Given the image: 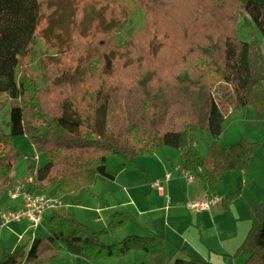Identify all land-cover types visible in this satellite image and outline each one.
I'll use <instances>...</instances> for the list:
<instances>
[{"label":"trees","instance_id":"16d2710c","mask_svg":"<svg viewBox=\"0 0 264 264\" xmlns=\"http://www.w3.org/2000/svg\"><path fill=\"white\" fill-rule=\"evenodd\" d=\"M190 1L139 0L147 9L145 19L150 13L170 19L173 12L183 18L193 11ZM211 1L218 4L221 19L202 25L203 32L193 37L196 42L182 55L183 65L173 74V80L169 82L156 71L138 75L135 83L141 93L130 96L137 98L141 94L138 103L144 113H133L131 109L119 113L115 101L105 96L106 81L118 77L121 71L113 61L110 39L104 41L109 50L105 47L99 55L94 45L86 48L89 56L82 82L75 84L74 91H79L80 98L67 97L52 103V111L47 110L52 96L23 60L41 18V0H0V94L12 102L9 133L0 129V204L7 192L18 185L42 193L55 189L65 201L76 191L90 192L100 181L115 180L116 173L106 167L110 155L117 156L120 165L127 167L138 157L176 149L181 154L179 169L203 183L208 197L217 196L224 174L246 169L259 142L242 137L229 147L219 144L230 113L222 101L231 97L234 111L252 108L255 118L264 125V57L260 40L242 41L236 33L243 19V27L257 28L264 38V0ZM157 76L159 79L150 83ZM48 80L47 77L45 85ZM94 82H100L99 87L87 89ZM220 83L222 88H218ZM217 88L221 92L218 99L214 93ZM201 133L211 137L205 155L196 144ZM16 136H26L46 158L42 166L37 165L35 157L29 158L28 175L21 180H12L3 173L12 169L20 155L12 142ZM237 196L232 193L223 197L224 208ZM65 206L49 210L46 238H35L17 250L5 252L0 255V264H48L63 253L96 264L101 258H120L132 251H143L148 258V263L138 264H210L190 257L170 258L166 238L157 232L131 234L118 240L117 232L132 217L127 211L115 210L105 228L94 230ZM249 215L251 227L235 256L247 255L246 264H264V200L250 208ZM104 237L110 242H104Z\"/></svg>","mask_w":264,"mask_h":264},{"label":"rangeland","instance_id":"374dc122","mask_svg":"<svg viewBox=\"0 0 264 264\" xmlns=\"http://www.w3.org/2000/svg\"><path fill=\"white\" fill-rule=\"evenodd\" d=\"M41 5V18L36 34L23 60L28 65V70L36 76L40 86L45 88V92L52 96V102L49 101L48 105H46V109L51 111L53 109L52 103L56 104V102L67 97L80 98L79 91H74L76 88L75 84L82 82L84 64L89 56L88 49L86 48L90 44L94 45L96 49H99V55L105 47L109 50V44L104 41L110 39L113 45V61L121 71L118 77L106 81L107 92L105 96L109 97L111 101H115L120 111L119 113H123V111L127 112L128 109H131L133 113H144L138 103L141 94H138L137 98L130 96L137 92L141 93L135 83L136 77L140 74L156 71L157 75L161 72L162 76L164 77L165 75L169 82L172 81L173 74L183 65V61L181 60L182 55L188 49H191L193 43L196 42V38L193 37L203 32L202 25L207 26L208 24L210 25L211 21H219L221 19L218 17L219 13H217L220 10L217 8L218 4L213 3L211 0H191L190 7L193 11L190 10L189 15H185L182 18L173 12V16L170 14V19L163 17L162 14L157 15V13L156 15L155 13H150L149 18L145 19L144 12L147 9L140 4L139 0H41ZM242 25L243 19L240 20V23L236 27L238 37L246 42L258 38L264 57V38L258 29H250ZM135 34L136 37L133 38ZM123 70L126 72H123ZM45 73L49 78L48 85H45V79H47ZM158 79L159 76L150 83ZM93 85L92 87L88 86L87 89L94 91V89L99 87L100 82H94ZM222 85L223 83H220L218 88H222ZM129 88L131 92H129ZM218 88L214 90L217 99L218 94L221 93L218 92ZM84 91L86 90L84 89ZM131 98L132 100H129ZM128 102L130 103L127 104ZM222 104L227 108L226 111H230L229 116L232 113L234 114L224 122L223 140L221 139L220 145H231L227 144L228 139L235 140L234 143L237 142L240 137L238 139L235 137L239 135L240 131H244V128L248 129V138L256 141L261 140V137L257 134V130L254 129L252 131L250 129L255 128L254 110L252 108H245L241 112L232 110L234 101L231 97L230 99H223ZM130 105L132 108H128ZM11 106L12 102L5 94H0V129L6 134L9 133L7 123L9 121ZM243 113H246L249 119L247 123L245 121L246 125L244 126L236 122L239 120L238 116ZM210 138L208 133H201L197 137L196 144L198 145V150L203 155L206 154ZM12 142L14 147L19 150L20 155L14 162L12 169L9 172H3L10 179L21 180L27 177L28 159L31 157H35L38 166H42L46 162L45 156L37 151V147L35 148L26 136L13 137ZM166 149L174 151L171 153H175L176 151L172 148ZM166 149L158 151V154L164 155L165 152L163 151H167ZM171 158L172 156L170 157V161ZM137 160H140V158ZM170 161L167 162L168 165ZM173 162L176 161L173 160ZM136 165V163L132 164L130 166L131 169H137L140 163L138 162V165ZM169 166L171 167V165ZM106 167L109 172L117 174V170L120 168L118 157L110 155L107 158ZM137 171L139 174L133 176L134 180L145 178L142 172ZM237 175L242 174L237 173ZM241 177L238 176V178L233 179L229 173L224 174L220 181L218 196L222 199L226 194H232L236 189L228 191L227 186L229 182L234 181L239 185ZM240 182H242V179ZM122 184H127V177L123 175L116 182L110 180L106 184L102 181L98 182L93 186L92 191L90 189V192L83 190L76 191L72 194L76 195L73 201L69 204L66 201V204H68L67 210L70 213L69 209L73 211L84 207L89 211L86 214L97 221V224H90L95 230H100L108 224L107 222H109L108 220L113 211L117 209L129 211L132 213V217L128 224L118 231L117 239L121 240L131 234L145 235L147 232L140 225L144 221L141 220L140 222L136 220V209L132 206H118V203L129 202L128 195H130V191L122 192ZM120 190L121 192H119ZM237 190L239 194L242 192L241 183ZM32 191L43 192L34 188ZM143 191L136 189L133 192V195H135L133 198H136L138 203L141 199L145 200ZM47 193L53 194L56 191L52 189L47 191ZM151 194H153L155 200V194L153 192ZM6 195L3 200L5 203H9L7 202L9 200ZM56 195H59L58 192ZM262 200H264V197ZM164 202H160L162 211L159 212V216L161 217L165 214ZM2 205L3 201L0 207ZM232 207V213H227L222 219V223L226 224V228L229 230L227 235L243 233L244 237L242 238H246L251 227V222L246 219L234 221L237 218L238 212L243 209L242 202L238 204L234 203ZM174 214L178 215L174 219L180 223L181 230L185 228L190 229L189 238L193 243H188L186 246L181 247L182 244L179 243L178 239H169L166 251L170 258L192 257L208 261L211 264H246L247 255L235 256V252L239 248L238 246L244 240L237 242L228 241L227 243L226 237H217L213 231L209 235H204L200 229L192 226L186 210H183L182 213L175 211ZM99 216L102 218V221L98 219ZM48 219L49 213L47 212L43 222L37 227L29 225L26 221H21L20 223L13 222L5 226L0 232V255H3L7 251L21 248L25 244L30 243L32 238H46L49 229ZM103 241L109 243L110 239L104 237ZM223 243L226 245L223 246ZM140 262L148 263V258L143 251H132L120 258L104 257L97 260L96 264H138ZM48 264H87V262L83 258L63 253L60 259L53 260Z\"/></svg>","mask_w":264,"mask_h":264},{"label":"crops","instance_id":"0c3cea01","mask_svg":"<svg viewBox=\"0 0 264 264\" xmlns=\"http://www.w3.org/2000/svg\"><path fill=\"white\" fill-rule=\"evenodd\" d=\"M233 114L234 113H232L230 116H228L227 119L232 117ZM253 116L255 119V128H250V127L249 128L252 129V131L254 129H256L257 134L261 137V140L256 141V140H251L250 138H248V134H247L248 129L246 130L245 128H244V131H240L239 135L235 137L236 139H238L239 137H240L239 139H241L242 137H245L249 141L259 142V144L256 147V149L254 150L252 157H251L249 164H248L246 169H244L243 171H236L233 173H229L231 178H233V179L238 178V176H242L241 177L242 182H240L241 179L239 180V185L241 183L242 192L240 194L238 193L237 189H238L239 185H237L234 181L229 182V184L227 186L228 191H232V190L236 189L233 193H237L238 197L236 200L232 201L229 204V207L227 209L224 208L222 202L216 206L211 207V211L209 214L208 213H197V212L191 211L187 208L186 204L188 202L194 201L198 198L205 197L206 192H205L204 184L201 183L200 181L193 180L191 182H188L184 178H181L179 176L177 169L179 168V165H180L181 154L176 149H175L176 150L175 153H171L174 151L166 149L167 151H163L165 153L162 156L159 155L158 152H156L152 156L138 157L137 159L140 158V160L136 159L135 163L138 165V162H139L140 166L138 165L137 169H131V167H130L131 165H129L127 167H122L120 165L119 170H117L116 178H115V180H113V182H116L117 180H119L122 175L126 176L127 177V184H122L121 189H122V192H129L130 191L129 192L130 195H128L129 202H124V203L122 202L120 204L118 203V206L120 205V206H132V207H134V209H136V211H137V215H136L137 219L136 220H138L140 222H141V220L144 221V222H141V224L140 223L139 224L142 227H144L145 231L147 232L145 235H149L152 232H157L166 238V245H167L169 239H171V238L178 239L179 243L182 244L181 247H184V245L186 246V244H188V243L189 244L193 243L190 241V238H189V234L191 232L190 229L185 228V229L181 230L180 223L174 219V217H176V218L178 217L177 214H174L175 211L182 213L183 210H186L192 226H195L198 229H200L202 234L204 233V235H206V234L209 235L211 233V231H213V233L217 237H221V238L226 237L227 243H228V241L229 242L243 241L245 239V238H242V237H244L243 233H240V234L239 233L238 234L232 233L230 235H227V233H229V230L226 228L227 225L222 223V219H223V217L226 216L227 213H232V211H233L232 206L234 205V203L238 204V203L242 202L243 209H241L238 212V215L236 216L237 218L234 221H243L244 219L250 221V215H249L250 208H255L258 205V202L263 201L262 199L264 197V134H262V133H264V125L255 118L254 113H253ZM238 119L239 120L236 122H238L239 124H242L243 126L246 125L247 121L249 120L246 113H243L242 115L238 116ZM240 120H242L241 121L242 123L240 122ZM245 121H246V123H245ZM223 133H224V131H223ZM222 138H223V134L220 137L219 144H220V141ZM210 140H211V138H210ZM234 141L228 139V142L227 141L226 142H227V144L229 143L232 145V144H234ZM227 144H225V145H227ZM231 145H229V146H231ZM229 146H223V147H229ZM171 156H172V158L170 161ZM173 160L176 162H173ZM168 161H170L169 165H171V167L167 164ZM137 170L142 172L143 175L145 176V178L143 177L140 180H138V179L134 180L133 176H135V174H139ZM172 171H173V173H172L173 178L168 182L164 181V176H165L166 172H172ZM237 173L242 174V175H237ZM155 180H161L162 181V186L164 188V192L162 194H160L156 189H154L150 186L151 183H153ZM107 181L108 180H105L102 182H104V184H106ZM219 186H220V182L218 184L217 196L219 193ZM93 188L94 187H91V191ZM136 189L144 190L143 196L145 195V200L141 199L139 203H138L136 198H133V197H135V195H133V192L136 191ZM119 192H121V190ZM151 192H153L155 194V196H156L155 200H154L153 194H151ZM228 195L229 194H226V196H228ZM74 196L76 197V195L69 196V199L67 200L68 204L71 201H73V199L75 198ZM96 196L99 197L98 195H96ZM99 198H101V197H99ZM7 199L9 200V201H7L9 203H5V201L2 200L3 205L0 207V224H1V220H2V218H1L2 214L5 211L11 210V209L15 210L20 205V200L19 201H12V199H10L8 196H7ZM163 201H165L164 202L165 203V205H164L165 214L161 217V216H159V212L162 211V208L160 207V202H163ZM68 204H66V206H65L66 208H68ZM69 210H70V213L74 214L82 223H84L88 226H90L91 223L97 224L96 220L92 219L91 217H89L86 214V212H89V211L86 210L84 207H80L78 210H73V211L71 209H69ZM47 212L49 213V211H47ZM127 212H129V211H127ZM46 213H45V215H46ZM129 213L132 215L131 212H129ZM45 215H44V218H45ZM44 218H43V220H44ZM98 219L102 221V218L100 216L98 217ZM43 220H42V222H43ZM48 220H50V214H49ZM22 221H25V220H22ZM20 222L21 221L16 222V223H20ZM106 225L103 228H105ZM90 227L92 228V226H90ZM102 229H100V230H102ZM117 234H118V232H117ZM117 234H116V236H117ZM33 239H35V238H32L30 240V242ZM200 239H202V238L200 237ZM241 244H242V242H241ZM222 245L225 246L226 244L223 243ZM179 249H181V248H179ZM176 258H182V257H176ZM190 258H192V257H190ZM194 259H196V258H194ZM198 260H200V259H198Z\"/></svg>","mask_w":264,"mask_h":264},{"label":"built area","instance_id":"2783aa9c","mask_svg":"<svg viewBox=\"0 0 264 264\" xmlns=\"http://www.w3.org/2000/svg\"><path fill=\"white\" fill-rule=\"evenodd\" d=\"M179 176L186 181L191 182L194 178L186 171L177 169ZM172 172H166L164 181H170ZM160 194L164 192L161 180H155L150 185ZM7 196L12 200H20V205L15 210H7L2 214L0 231L13 222L22 220L27 221L31 226L37 227L41 224L44 215L47 211L66 205L65 198L61 195L52 193H42L32 191L31 188H26L23 185H18L7 192ZM222 202L218 196L198 198L186 204L187 208L197 213H210L211 207Z\"/></svg>","mask_w":264,"mask_h":264}]
</instances>
